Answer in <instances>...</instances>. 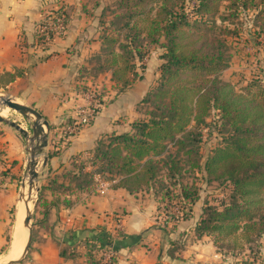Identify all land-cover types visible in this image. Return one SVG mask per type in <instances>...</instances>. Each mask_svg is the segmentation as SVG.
<instances>
[{
    "label": "trees",
    "instance_id": "16d2710c",
    "mask_svg": "<svg viewBox=\"0 0 264 264\" xmlns=\"http://www.w3.org/2000/svg\"><path fill=\"white\" fill-rule=\"evenodd\" d=\"M153 1L115 0L117 9L124 12L105 21L103 7L96 26L103 47L97 55L103 57L102 69L106 70L108 66L113 67L108 63L111 59L106 57L119 54L122 63L111 70V78L118 84V91H123L136 72L133 59L141 62L148 56L149 48L158 44L163 49L159 53V79L143 98L158 114L134 119L126 131L102 134L87 150V157L82 154L70 157V168L63 169L61 181L56 175H48L51 168H46L48 180L38 193V205L42 209L37 223L48 213L43 189L90 190L100 178L116 180L114 185L130 193L151 187L161 191L167 186V177H173L181 168L178 159L164 158L167 143L172 142L184 154L197 156V147L194 150L189 147L200 141L195 130L205 124L206 116L215 109L220 126L225 128V132L219 128L223 132L221 143L200 160L194 158L191 166L198 168L208 183L222 180L228 193L218 203L203 201L195 234L213 235L216 244L239 230L248 238L247 232L252 228L264 237V105L258 100L264 98V85L250 82L245 92L238 93L216 77L227 67V56L222 42L207 39L208 21L204 19L218 12L223 1L239 4L244 9L248 0H179L177 3L157 0L160 3L153 10L149 5L146 7ZM256 5L259 14L264 15V0H258ZM54 11L64 14L67 29L66 12L62 8ZM141 19L147 25L144 30L138 26ZM117 21H121L118 28L125 31L111 35L109 26ZM35 40L42 50L48 49L52 41L37 29ZM58 154V150H52L47 156ZM180 195L189 205L199 199L198 192L182 185ZM6 240L10 241V237ZM94 240L86 261L76 264L113 263L105 262L103 256L107 249L115 250L116 241L108 234ZM60 254L67 257L73 252L67 254L63 249Z\"/></svg>",
    "mask_w": 264,
    "mask_h": 264
},
{
    "label": "crops",
    "instance_id": "0c3cea01",
    "mask_svg": "<svg viewBox=\"0 0 264 264\" xmlns=\"http://www.w3.org/2000/svg\"><path fill=\"white\" fill-rule=\"evenodd\" d=\"M83 4V0H0V77L10 75L4 86L12 89L20 103L33 106L48 121L47 148L59 154L47 156L45 166L59 181L63 169L70 168L72 155L87 157V150L102 134L129 129V124L140 117L137 103L152 82L148 66L141 80H133L123 91H111L109 99H102L91 119L78 117L70 110L69 97L78 68L88 62V56L101 54L103 47L96 30L97 7H87V14ZM58 8L68 15L67 29L42 50L35 40L37 25L42 15ZM104 73L114 83L109 70ZM76 119L80 121L78 130L67 137L64 128ZM51 134L58 135L56 144L50 141ZM23 139L15 129L0 123V258L11 246L3 251L14 225L15 187L25 151ZM26 163L25 158V169ZM115 183L97 178L90 190H45L48 213L35 225L32 257L25 264L85 262L89 249L94 247L91 243L103 234L116 241L112 264H245L241 259L264 264V244L256 247L259 251L255 257L257 252H251V243L242 239L241 230L232 236L228 249L222 244L218 247L213 235L195 234L201 211L171 222L160 215L161 195L152 187L130 193ZM17 213L18 207L16 218ZM118 222L122 230L115 233ZM176 227L181 231L178 240V235H173ZM234 248L237 252L233 254ZM63 249L67 254L73 252L72 256H62Z\"/></svg>",
    "mask_w": 264,
    "mask_h": 264
},
{
    "label": "rangeland",
    "instance_id": "374dc122",
    "mask_svg": "<svg viewBox=\"0 0 264 264\" xmlns=\"http://www.w3.org/2000/svg\"><path fill=\"white\" fill-rule=\"evenodd\" d=\"M83 1H84L83 9L87 12V14L90 13V9H88L87 7L93 6V4L95 7H97L95 14L96 21L98 20L103 7H104L103 21L113 19L115 15L124 12V10L122 9H117L115 5V0H83ZM171 1L172 3L173 2L177 3L179 0H171ZM159 3L160 1L154 0L153 2L147 4L146 7L149 5L152 7L153 10V8L156 7V5ZM229 3H230L229 1L221 2L218 12L212 15L204 16V19L208 21L207 24L208 30L206 31V35L209 41H212L214 43L222 42L223 45L222 47L224 48L225 54L227 56V61H228L227 67L221 70L220 72H218L216 74V77L224 83H229L235 92L243 93L245 92V87L250 82L260 83L264 85V15H260L259 6L258 5L255 6V4H258V0H248L246 2L247 7L244 9L239 4L230 5ZM120 22L121 21H117V23L109 26V28L111 29V35H115L116 33L118 34L124 33L125 31L124 28L121 29L118 28ZM138 26L143 30L147 28V25L143 19L139 20ZM162 51L163 49L159 47L158 44H155L149 48V54L147 56L148 58L145 57L141 62L138 61L137 59H133V61L135 60L136 63L135 75L133 77L131 76L133 80L139 78H140L139 80H141L143 77L142 73L145 72L148 66L150 68L148 78L152 73V78L150 77L152 79L151 80L152 82L148 87L147 90L148 92L151 91L158 82L159 79L158 63L161 62V60L159 59V52ZM106 58L111 59V61L108 63L111 64L113 67L108 66L106 70H103L102 69L104 68L103 57L100 55L97 56L95 55V56H88V62L82 64L78 68V73L76 75L77 80L76 82L72 83V88H71L72 94H70L69 97V99L71 98L70 110L76 113L77 116H78V112L83 108L88 107L90 109H94V111H97L99 109L100 102L102 103L103 101L102 99L104 100L109 99V96L112 95L111 91L116 92L118 90L117 87L118 84L115 81L114 83H110V81L108 80L109 74L107 73L108 75L106 76L105 75L106 73L104 72L109 70V72L111 73L112 69H116L119 65L121 66L122 60L120 59L118 53L117 55L115 54L114 56H108ZM8 79H9L8 75L4 77H0V95L9 96L19 102L20 100L18 99V96L13 94L12 89L6 88L4 86V82H6ZM258 100H260V103L264 105V98L259 97ZM2 105L4 107L6 106L4 104ZM7 108L9 109L8 110L9 113L4 108L5 111L8 113L5 118L20 123L21 126L24 129H26L29 132V134H31V128H30L31 119L27 120L16 110L8 106ZM136 109L140 114V118L142 117L148 118L149 115L151 114L152 115L158 114V112L154 109L153 105H151L147 101H143V99L138 101ZM220 123L221 120L218 117V112L215 109H212L205 118V124L201 125L199 127V130H195L196 133H199L200 141L197 142L196 140L189 147H192L193 150L197 147V156H194V154H184L183 151L178 149L177 146L174 145L172 142L167 143V152L164 154L165 156L164 158L167 159L169 156L174 157L175 159H178L180 163L179 165L181 166V168L175 173L173 177L170 176L169 178L167 177L168 183L166 187L164 186L163 189H161V191H159V189L157 188L159 192L157 193V195L158 194L161 195L160 196L161 198H159L161 202V205L159 207L160 215L162 217H167V220H170L171 222H175L176 220L183 217L184 215L186 216L187 214L188 215L191 214L192 216H194V214H197L199 211H201V207L203 205L202 203L204 200H208L210 202L214 201L215 203H218L219 200L224 199V196L228 193V189L225 187V184L222 182V180L212 181L208 183L205 180L203 174L198 170V168H192L191 166L194 158L200 160L202 156H206V154H208L209 151L214 146H217L221 143V139L223 137L222 133L225 132V128L220 126ZM219 128H221L224 131L223 132L219 131ZM48 138H49V133H48ZM51 140H53L54 144H56L57 141L59 140L58 135L51 134L50 141ZM23 142H24V147L26 148V144L29 141L23 139ZM34 145H36L35 142ZM52 150L51 148H47V146H45L41 150L40 149L37 150V153L39 154L38 156H41L39 162L40 164L38 166L39 172L41 173V175L38 178L39 191L41 189V186L45 184L48 180L45 179L47 178L46 176L47 169L46 166L42 167V161L44 156H47L48 152ZM27 155L28 152L25 150L23 154V169L16 181V185H17L15 187L16 204L14 205L13 208L14 225L9 229L10 236L8 235L10 237V240L12 238V233L17 223L16 211L19 204L18 202H19V198H20L19 195L21 190L20 187L22 186L23 179L27 175L25 170V158L27 159ZM165 173H163L164 176ZM161 179L165 180L166 178L162 177ZM103 180L110 181L109 179H103ZM181 185L187 188L191 187L193 188L194 191L198 192L199 199L194 204L189 205L188 204L189 202H187L188 200L186 201L182 198V196L180 195ZM153 189L156 190L155 187H153ZM45 190L46 189H43V194L45 193ZM154 190H152V192ZM38 193L35 190L34 201L31 206L32 210H31L30 226L32 230V235H33V230L35 229V225H37V220L40 217V211L42 209L41 206L38 205ZM253 229L254 228L248 230L247 232L249 234L248 238L246 235L244 236L242 235L241 237L243 240L251 243L250 250L251 252L253 251L255 253L257 252L254 255L256 257L258 256V251H259L256 247L259 246V244L261 245V243L264 244V237H262L261 234L257 232V230L255 229L253 230ZM174 234L178 235L177 236V240H178L181 235V231H179L178 228L176 227V232H173V235ZM232 236L234 235H231L227 238V242L226 240H224L223 242L218 244L220 245L222 244L223 248L225 246L226 248L227 247L229 248V246H231L229 241L232 238ZM32 243L33 242H31L30 249L28 250L25 257L18 264H25V262H27L29 258L32 257V252H31ZM9 244L10 241H7V243L3 248L4 252L7 250ZM218 247L220 246L218 245ZM232 252L234 254V252L237 251L234 248L232 249ZM4 258L5 256L0 258V261L3 260ZM241 261L242 263L245 264H252L251 261L247 262L248 260L241 259ZM253 261H256V259H253ZM237 263L238 262H236V264Z\"/></svg>",
    "mask_w": 264,
    "mask_h": 264
},
{
    "label": "water",
    "instance_id": "95a60500",
    "mask_svg": "<svg viewBox=\"0 0 264 264\" xmlns=\"http://www.w3.org/2000/svg\"><path fill=\"white\" fill-rule=\"evenodd\" d=\"M0 102H2L4 105L16 110L19 112L25 119L30 120L31 119V134L24 129L20 123L15 122L13 120H9L5 117L0 116V123H6L10 127L14 128L18 133L25 139L32 143H36V145L33 146L32 149H28V143L26 144L25 150L29 153L30 157L26 163V173L29 175V193L32 192L33 189L36 190L38 193L39 187H38V178L41 175L39 170L37 169L39 160L36 158L37 150L42 149L45 146H47L48 141V121L43 118L41 113L34 107L29 106L24 103H20L16 101L15 99L9 97V96H1L0 95ZM33 117V118H32ZM47 156H44L42 161V167H44L47 163ZM21 196V195H19ZM30 220H31V211L26 210L25 215L21 221L22 229L27 228V238L26 242L23 248V251L18 259H13L9 261H5L2 264H17L19 263L27 254L28 250L30 249V245L32 242V230L30 226Z\"/></svg>",
    "mask_w": 264,
    "mask_h": 264
},
{
    "label": "bare ground",
    "instance_id": "6f19581e",
    "mask_svg": "<svg viewBox=\"0 0 264 264\" xmlns=\"http://www.w3.org/2000/svg\"><path fill=\"white\" fill-rule=\"evenodd\" d=\"M3 103L0 102V105L2 107H4L2 105ZM0 106V116L2 117H6L7 114L9 113L8 112V108L7 106H5L4 108L6 109V112L4 108H2ZM34 146V143L32 142H28V149H32ZM39 154L37 153L36 155V158L39 160L40 162V157L41 156H38ZM30 155L28 153L27 155V159H26V162L28 161ZM43 158V157H42ZM40 163H38V166H39ZM39 167H37L38 169ZM39 170V169H38ZM21 190H20V198H19V204H18V213H17V223H16V227H15V230H14V233H15V237L11 240V243H10V248L8 250V252L6 253L5 255V258L3 260L0 261V264L4 263L5 261H9V260H13V259H18L23 251V248H24V245H25V242H26V238H27V232H28V229L25 228V229H22V226H21V221L25 215V212L26 210H32L31 209V206H32V203L34 201V193H35V189L32 190L31 193H29V175L27 174L26 177L23 179L22 181V186L20 187Z\"/></svg>",
    "mask_w": 264,
    "mask_h": 264
},
{
    "label": "built area",
    "instance_id": "2783aa9c",
    "mask_svg": "<svg viewBox=\"0 0 264 264\" xmlns=\"http://www.w3.org/2000/svg\"><path fill=\"white\" fill-rule=\"evenodd\" d=\"M45 15H47V17H45ZM40 20L43 21V23L39 22V24L37 25V31L43 32L47 39H54V37L60 36L66 31V22H65L64 14H57L55 13L54 10H52L42 15ZM96 112L97 111H94V109H90L87 107L80 110L78 112V116L79 117L81 116L88 120L91 119ZM77 121L78 119L68 124L64 128V133L67 137H71L77 132L78 126L80 125V121L79 122ZM116 230L117 231L115 233L121 232L122 223L120 222L117 223ZM113 254H114V250L112 248H109L107 252L104 254L103 260L107 263H111L112 262L111 255Z\"/></svg>",
    "mask_w": 264,
    "mask_h": 264
}]
</instances>
